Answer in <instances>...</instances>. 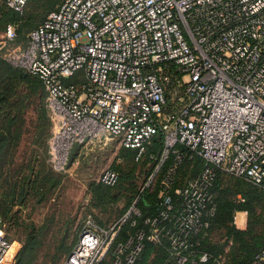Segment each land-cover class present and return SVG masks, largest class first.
Segmentation results:
<instances>
[{"label":"built area","instance_id":"built-area-1","mask_svg":"<svg viewBox=\"0 0 264 264\" xmlns=\"http://www.w3.org/2000/svg\"><path fill=\"white\" fill-rule=\"evenodd\" d=\"M0 2L22 13L27 0ZM16 37L7 24L0 51L45 86L53 170H68L75 143L79 153L117 141L139 162L162 135L128 210L107 227L86 219L60 264H135L145 242H165L166 264H206L201 244L218 172L264 191V0H61L25 46H11ZM194 158L200 169L176 185L179 167ZM156 176L154 209L144 215L137 203ZM117 180L111 168L96 179ZM125 223L134 230L120 239ZM13 241L0 218V264H13ZM250 264H264V250Z\"/></svg>","mask_w":264,"mask_h":264},{"label":"trees","instance_id":"trees-1","mask_svg":"<svg viewBox=\"0 0 264 264\" xmlns=\"http://www.w3.org/2000/svg\"><path fill=\"white\" fill-rule=\"evenodd\" d=\"M60 1L54 0L45 10L38 8L35 11L31 8V0H27L22 13L2 5L0 31L3 33L7 24H14L17 37L10 45L25 46V32H29L48 12L56 9ZM36 20L38 21L33 24ZM2 53L0 51V218L5 222L6 229L11 225L21 227L23 231L19 240L21 248L13 264H35L41 254L44 260L49 258L47 264H57L60 256L67 255L76 243L86 219L90 218L97 226L106 227L128 210L134 197L138 195L134 188L136 178L133 166L141 165L140 173L145 175L154 169L156 160L149 158V155L153 154L156 158L159 156L162 135L156 133L152 137L139 162L134 160V150L120 147L116 157L120 162L114 161L115 165L111 168L118 172L115 185L107 186L96 180L86 182L89 205L81 224L74 230V237L68 242L74 223L69 215L61 216L63 214L59 213V216L58 210L52 209L39 222L32 220L29 215L37 207H43L68 177L67 171L53 170L49 161L51 121L45 106V86L37 76L8 64L1 58ZM32 119L37 120L33 131L30 130ZM28 134H32L30 140ZM73 157L70 154V163ZM200 166L198 158L185 160L178 169L176 185L186 175H194ZM223 175L227 174H217L214 188L216 212L203 237L201 248L210 255L206 264H250L255 253L264 250V191L242 178L228 179L223 178ZM156 197L157 194L143 193L137 204L144 215L152 213ZM121 199L124 201L122 207L110 211V214L116 213L115 221L108 224V220L92 216V207L101 208L105 212L106 207L109 210L108 206ZM235 211L246 212V225L243 228L232 224ZM55 224L58 225L54 227ZM141 225L139 220L138 226ZM53 228H57V236L53 238L51 245H46ZM133 230L125 223L121 227L120 239ZM43 247L46 249L43 250ZM169 260L165 242L160 245L145 242L135 264H166Z\"/></svg>","mask_w":264,"mask_h":264},{"label":"rangeland","instance_id":"rangeland-1","mask_svg":"<svg viewBox=\"0 0 264 264\" xmlns=\"http://www.w3.org/2000/svg\"><path fill=\"white\" fill-rule=\"evenodd\" d=\"M52 1L54 0H31L32 2L31 8L35 9V11L38 8L40 10H45L51 4ZM2 5L7 7L3 2H0V6ZM37 21L38 20L34 21L33 24H35V22ZM24 22L25 19L23 23ZM27 33L25 32L24 36H26ZM1 34L2 32L0 31V38H1ZM2 51L3 50H1V52ZM1 56H2L1 58H4L3 53ZM81 81L82 80H78L76 78L72 80V82L75 84H78ZM36 125H37V120L32 119V125L30 130L32 129L33 131L35 129L34 126ZM27 136L30 140L32 134L31 135L28 134ZM79 148H80V144L75 143L71 151V154L72 155L76 154V151ZM119 149L120 148L118 146L117 141H111L106 146L94 147L92 151L85 150L83 155L77 156L76 159H74L75 164L72 165V170L67 171L68 177L65 179L63 186L51 195L52 198H50V200L43 207H37L36 209H34V211H31L29 214L30 218L35 222H39L41 217H43L46 213L51 212L52 209L58 210L59 216H60L59 213L63 214L61 216L69 215L70 219L74 221L73 226L69 232L70 236L68 242H71V239L74 237V230L79 224H81L84 218L85 211L87 210L86 208L89 205V195L86 189V182L89 180H96L102 170L107 168H112V166L115 165L114 161L120 162L119 160H116ZM133 170L136 178L134 188L138 194L140 187L144 185L143 182L141 181L142 178L144 177V174H142L143 172L140 173V170H142L141 165L133 166ZM158 178H159L158 176L155 177L152 185L141 193L140 198H142L143 193H149V194L152 193L155 194L156 196L158 189V181H159ZM223 178L232 179L234 177L230 175H223ZM123 203L124 201L121 199L118 202H115L114 205L108 206L109 210H107L106 207L105 212L102 211L101 208L92 207L91 214L92 216H96L101 220H105V221L108 220L107 223L109 224L117 219V217H115L116 213L110 214V211L113 212V208L120 209ZM57 225L58 224H55L54 227H56ZM55 230H57V228H53L51 233H49L47 237L46 245L49 244L51 245V243H53V238L57 236ZM7 232L9 233L10 238L15 241L16 244L15 251L17 252L18 249L21 248V242L19 240L21 235L23 234L22 228L8 225ZM44 249H46V247H43V250ZM63 258L64 255H61L57 261V264H60ZM48 262H49V258L44 260L43 254H41L38 256L37 260L35 261V264H45V263L47 264Z\"/></svg>","mask_w":264,"mask_h":264},{"label":"crops","instance_id":"crops-1","mask_svg":"<svg viewBox=\"0 0 264 264\" xmlns=\"http://www.w3.org/2000/svg\"><path fill=\"white\" fill-rule=\"evenodd\" d=\"M120 148V147H119ZM87 150H89V151H92L93 150V148H89V149H87ZM84 154V152H79L78 153V150L76 151V154H74V157H73V160H72V162L71 163H69L70 165H69V167H68V170H72V165L73 164H75V162H74V159H76V157L77 156H80V155H83ZM88 163H90V162H88ZM67 170V171H68ZM238 221H239V225L237 226L238 228H243L245 225H246V216H243L242 214H240L239 215V219H238ZM77 238H78V236H77ZM77 241V240H76ZM18 243V242H17ZM19 244V243H18ZM14 246H16V244L14 243Z\"/></svg>","mask_w":264,"mask_h":264},{"label":"bare ground","instance_id":"bare-ground-1","mask_svg":"<svg viewBox=\"0 0 264 264\" xmlns=\"http://www.w3.org/2000/svg\"><path fill=\"white\" fill-rule=\"evenodd\" d=\"M14 243H15V241L12 242L10 249H9V256L10 257H13L16 254Z\"/></svg>","mask_w":264,"mask_h":264},{"label":"water","instance_id":"water-1","mask_svg":"<svg viewBox=\"0 0 264 264\" xmlns=\"http://www.w3.org/2000/svg\"><path fill=\"white\" fill-rule=\"evenodd\" d=\"M19 250H20V248L18 249V251H17V253H16V256H17V254H18Z\"/></svg>","mask_w":264,"mask_h":264}]
</instances>
